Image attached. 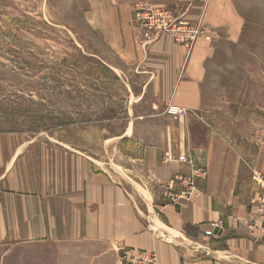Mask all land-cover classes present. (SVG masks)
I'll return each instance as SVG.
<instances>
[{
    "label": "crops",
    "instance_id": "crops-1",
    "mask_svg": "<svg viewBox=\"0 0 264 264\" xmlns=\"http://www.w3.org/2000/svg\"><path fill=\"white\" fill-rule=\"evenodd\" d=\"M86 2L123 63L111 66L144 79L138 102L147 111L105 144L108 157L0 132V252L48 246L46 264H122L126 248L155 252L157 264H264V239L243 222L259 192L254 172H264V118L255 119L260 140L247 159L210 120L223 112L207 107L210 70L246 28L235 1ZM140 4L202 18L206 33L191 53L168 34L147 40L134 21ZM171 104L188 113L168 115Z\"/></svg>",
    "mask_w": 264,
    "mask_h": 264
},
{
    "label": "rangeland",
    "instance_id": "rangeland-1",
    "mask_svg": "<svg viewBox=\"0 0 264 264\" xmlns=\"http://www.w3.org/2000/svg\"><path fill=\"white\" fill-rule=\"evenodd\" d=\"M234 1L246 28L240 42L226 41L210 70L207 107L223 112L210 120L253 159L255 119L264 118V0ZM93 19L86 0H0V132L108 157L105 144L134 113H146L138 102L144 79L111 66L123 63ZM49 253L48 246H8L0 264H46Z\"/></svg>",
    "mask_w": 264,
    "mask_h": 264
},
{
    "label": "built area",
    "instance_id": "built-area-1",
    "mask_svg": "<svg viewBox=\"0 0 264 264\" xmlns=\"http://www.w3.org/2000/svg\"><path fill=\"white\" fill-rule=\"evenodd\" d=\"M134 20L145 30L147 37L158 38L163 34H168L174 39L175 43L185 47L190 53L198 39L206 33L202 18L196 23L190 24L183 20L182 17L174 15L168 9L151 5H138L135 10ZM166 113L178 118L186 116L188 111L171 104L167 107ZM169 159L170 157L168 156L165 161ZM179 161L189 162L185 155L180 156ZM206 173L205 170L198 171V174L202 176L207 175ZM253 180L258 185L259 192L250 202L253 209V217L244 219L243 222L250 228L257 230L264 239V172L255 171ZM183 193L180 195H184ZM122 258V264H157L158 262L155 252L136 249L125 250Z\"/></svg>",
    "mask_w": 264,
    "mask_h": 264
},
{
    "label": "water",
    "instance_id": "water-1",
    "mask_svg": "<svg viewBox=\"0 0 264 264\" xmlns=\"http://www.w3.org/2000/svg\"><path fill=\"white\" fill-rule=\"evenodd\" d=\"M215 233H216V234L218 233V229L215 230Z\"/></svg>",
    "mask_w": 264,
    "mask_h": 264
}]
</instances>
